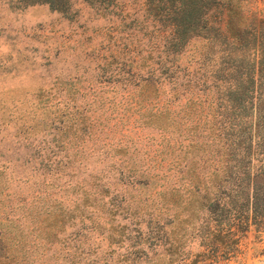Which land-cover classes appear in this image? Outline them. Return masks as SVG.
<instances>
[{
    "label": "trees",
    "instance_id": "16d2710c",
    "mask_svg": "<svg viewBox=\"0 0 264 264\" xmlns=\"http://www.w3.org/2000/svg\"><path fill=\"white\" fill-rule=\"evenodd\" d=\"M19 1L60 12L71 3ZM82 1L109 14L116 6L115 0ZM243 1L140 0L129 16L126 57L118 58L112 79L84 93L100 102L99 89L110 87L134 124L163 132L159 150L178 148L173 165L159 172L142 167L137 184L160 183L132 213L125 196L104 198L102 188L90 192L84 183H95L87 181L70 205L48 197L41 186L21 198L13 214V205H2L6 180L0 169V264H41L62 249L67 264H99L105 252L94 238L122 246L126 264H169L184 251L176 245L185 237L196 238L202 247L196 255L216 264L234 254L250 225L264 230V19L245 10ZM175 133L180 137L170 142ZM39 151V164L50 166L41 162L49 159L48 150ZM49 185L62 190L70 182ZM64 224L72 229L56 249Z\"/></svg>",
    "mask_w": 264,
    "mask_h": 264
},
{
    "label": "rangeland",
    "instance_id": "374dc122",
    "mask_svg": "<svg viewBox=\"0 0 264 264\" xmlns=\"http://www.w3.org/2000/svg\"><path fill=\"white\" fill-rule=\"evenodd\" d=\"M115 2L113 14H109L82 0H71L64 12L45 3L0 0V169L6 180L2 205L4 209L13 205V214L19 212L20 199L41 186L48 197L70 205L78 197L81 183L87 181L95 183H84L89 191L102 188L98 195L104 198L125 196L132 213L141 209L150 188H158L160 183V179L150 182V188L137 184L135 179L143 178L142 167L149 164L159 172L173 165L178 148L168 153L159 150L163 132L134 124L127 118L130 111H126L125 101L110 87L99 89L100 102L84 93L87 86L112 79L118 58L126 57L129 16L138 11L140 0ZM242 4L264 19V0H244ZM107 126L111 127L105 129ZM179 137L175 133L170 142ZM41 149L48 150L49 158L41 162L50 166L39 164ZM62 164V173H56L55 167ZM49 182L70 185L60 190ZM107 182L112 185L106 187ZM20 220L28 224L29 218ZM116 220L127 225L120 216ZM71 229L64 224L59 240L54 241L56 249ZM105 242L94 238L97 250L105 252L98 263L107 257L109 264H126L120 260L122 246H106ZM176 247L184 251H178L169 264H215L196 255L202 248L196 238L185 237ZM65 254L62 249L61 255ZM61 255L41 264H67ZM216 264H264V230L250 225L239 237L234 254Z\"/></svg>",
    "mask_w": 264,
    "mask_h": 264
}]
</instances>
